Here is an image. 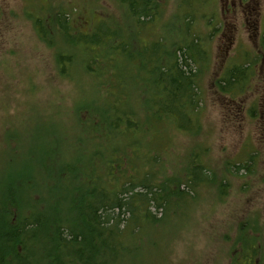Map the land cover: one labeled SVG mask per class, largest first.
I'll return each mask as SVG.
<instances>
[{
    "label": "rangeland",
    "instance_id": "374dc122",
    "mask_svg": "<svg viewBox=\"0 0 264 264\" xmlns=\"http://www.w3.org/2000/svg\"><path fill=\"white\" fill-rule=\"evenodd\" d=\"M157 3L154 21L138 34L120 0H0V158L8 132H24L36 121L53 123L60 135L65 129L72 134L71 140L66 138L62 143L60 149L65 151L78 134L73 111L79 112L84 106L114 105L112 96L95 100L96 87L101 90L102 87L79 67L73 68L71 77L57 75L53 54L65 50V45L54 35L55 46L50 48L40 40L34 21L48 20L50 15L61 12L69 15L80 33H90L94 26L107 20L120 31L118 40L136 35L139 43L132 50L137 58L129 59L125 76L132 79L127 100L133 105L137 125L126 127L129 139L140 141L147 130L149 108L157 111L153 93L157 85L152 90L149 85L151 77L159 74L157 66H151L146 56L158 48L161 39L169 47L177 38L188 44L196 36L200 41L198 47L208 59L197 64L196 89L200 101L192 114L193 130L181 129L162 119L150 129L149 134L158 130L152 141L145 138L151 148H144L141 143L127 155L130 163L137 164L139 172H151L161 181L170 176L182 181L190 169L199 173L195 180L203 178V182L188 186L181 183V189L191 195H187L191 197L187 202L173 199L166 209H152L157 219L151 229L144 231L142 260L150 264H229L231 251H242L238 237H253L257 230L260 233L255 243L256 261L264 264V0H158ZM187 16L192 18L188 37L182 36ZM138 65L143 70L139 71ZM240 66L249 67L248 81L233 90L230 86L222 91L220 81ZM100 68L111 71L110 67ZM109 94L118 95L115 88ZM123 102V98L119 104L115 102L112 114L124 109ZM246 110H254V116L249 117ZM89 115L86 110L79 116L85 121ZM128 118L134 123L131 116ZM113 145L105 144L104 149ZM139 152L141 157L152 156L156 161L145 163L144 158L143 163L141 157L137 159ZM250 156L256 168L252 177L242 178L244 171L234 168L236 176H233L230 165L246 163ZM241 224L249 226L242 236ZM151 230L155 232L153 237L148 235ZM232 240L238 242L234 248ZM250 253L246 251L248 259ZM245 260L242 258L240 263Z\"/></svg>",
    "mask_w": 264,
    "mask_h": 264
},
{
    "label": "trees",
    "instance_id": "16d2710c",
    "mask_svg": "<svg viewBox=\"0 0 264 264\" xmlns=\"http://www.w3.org/2000/svg\"><path fill=\"white\" fill-rule=\"evenodd\" d=\"M120 2L137 26L138 34L154 21L158 12V0ZM187 18L182 34L186 37L192 22L191 16ZM106 21L94 26L90 33L77 32L69 15L61 12L50 15L48 20L33 22L40 40L50 48L55 46L54 35L65 45V50L53 54L57 75L71 77L73 68L79 67L102 87V90L96 87L95 100L112 96L114 105L84 106L79 112L73 111L78 120L74 127L78 134H73L76 140L65 151L60 149L62 143L66 138L71 140L72 134L65 129L60 135L53 123L47 126L36 121L24 132H8L0 158V264H150L142 260L140 246L145 229L156 223L152 209H166L173 199L187 202L191 195L181 189V183L188 186L203 182V178L195 180L199 173L190 169L182 181L174 176L161 181L151 172H139L137 164L130 163L127 155L141 143L144 148H151L145 138L152 141L158 130L149 134L150 129L162 119L181 129L193 130L192 114L200 101L196 89L197 64L208 59L198 47V37L193 36L188 44L177 38L169 47L161 39L158 48L146 56L151 66L158 69L159 76H152L149 85L151 90L157 85L153 92L157 111L149 108L147 130L140 141L129 139L126 127L137 124L133 105L127 100L132 79L125 76L127 62L137 58L132 49L139 41L134 34L125 41L118 40L120 31ZM101 66L110 67L111 71L105 72ZM137 67L143 70L141 65ZM248 68L240 66L230 71L220 81L222 91L230 86L233 90L248 81L251 76L246 72ZM111 88L116 89L117 97L109 94ZM122 98L124 109L112 114L115 102L119 104ZM86 110L90 115L84 121L79 115ZM246 111L249 117L255 114L254 110ZM112 143L109 150L104 149L105 144ZM140 157L141 152L137 159ZM141 158L144 163L145 156ZM151 160L154 162L156 158L147 157L145 163ZM230 167L233 176H236L233 168L244 171L242 178H251L256 171L252 156L246 163ZM245 226L241 224V236L249 228ZM149 233L153 237L155 232ZM255 233L253 237H238L242 251L232 250L229 264H241L242 258H246L244 264H258L255 243L260 232ZM231 242L234 248L237 243ZM247 250L251 252L249 259Z\"/></svg>",
    "mask_w": 264,
    "mask_h": 264
}]
</instances>
